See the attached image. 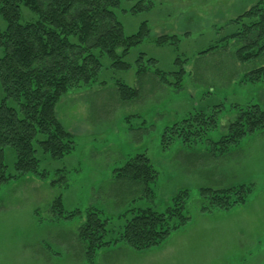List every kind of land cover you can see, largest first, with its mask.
Wrapping results in <instances>:
<instances>
[{
  "label": "rangeland",
  "instance_id": "rangeland-1",
  "mask_svg": "<svg viewBox=\"0 0 264 264\" xmlns=\"http://www.w3.org/2000/svg\"><path fill=\"white\" fill-rule=\"evenodd\" d=\"M137 1H123L117 11L126 34L137 32L144 20L148 23L149 34L124 58L130 68L121 70L104 55L97 81L68 91L56 105L75 149L59 159L41 158L40 167L49 170L45 179L29 174L1 184L0 264H264V129L223 156L212 143L226 133L236 104L264 108V81L245 80L247 72L264 65V55L242 62L238 42L201 53L235 29L231 20L259 0H143L148 7L132 13ZM5 24L0 19V26ZM163 34H177L180 41L158 45L155 41ZM141 54L145 65L149 57L158 62L138 74ZM156 68L166 72L167 80ZM118 81L138 87L139 96L122 100ZM220 103L225 108L219 125L203 140L192 145L181 137L165 141L166 126ZM143 152L158 171L151 193L143 183L117 176V168ZM14 160L15 153L7 148L10 169ZM250 182L257 190L247 203L199 212L202 187ZM182 189L190 192L192 220L163 244L143 251L112 244L99 249L93 262L87 260L78 230L88 208L100 211L119 230L132 209L162 211ZM59 195L66 211L79 208L82 216L67 218L53 208Z\"/></svg>",
  "mask_w": 264,
  "mask_h": 264
},
{
  "label": "trees",
  "instance_id": "trees-1",
  "mask_svg": "<svg viewBox=\"0 0 264 264\" xmlns=\"http://www.w3.org/2000/svg\"><path fill=\"white\" fill-rule=\"evenodd\" d=\"M123 1L128 0H0V19L6 23L0 26V186L29 174L45 179L49 170L40 167L41 158L59 159L75 149L74 136L59 120L56 105L68 91L97 81L102 56L111 58L112 64L121 70L130 68L131 64L124 58L149 34V28L144 20L137 32L125 33L117 13ZM146 7L143 0H138L130 11L137 13ZM234 24L235 29L220 36L201 53L238 42L236 54L242 62L262 57L264 0L232 19L230 25ZM179 41L177 34H163L155 42L176 45ZM144 59L143 54L137 59L138 74L146 73L149 66L155 67L158 62L149 57L145 65ZM155 73L167 80L164 70L156 68ZM245 80L264 81V65L247 72ZM117 91L124 101L140 94L138 87L123 81H118ZM215 106L212 111L197 110L166 126L165 141L171 143L181 137L187 145H192L203 140L218 127L219 115L225 108L222 103ZM236 109L226 133L212 141L218 155H225L244 137L264 129V108L260 104H236ZM7 148L15 153L12 169L5 161ZM116 170L118 178L143 183L148 192H153L150 183L155 182L158 171L145 152L130 157ZM256 190L253 182L202 187L198 210L201 213L231 210L247 203ZM189 200V190L182 189L162 211L152 207L134 208L119 230L100 211L88 208L78 230L85 257L93 262L99 249L112 244L124 243L136 251L163 244L192 220ZM55 207L64 217L82 216L79 208L66 211L61 195L53 201Z\"/></svg>",
  "mask_w": 264,
  "mask_h": 264
}]
</instances>
